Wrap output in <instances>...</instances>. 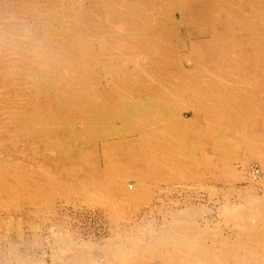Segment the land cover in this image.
<instances>
[{"label": "bare ground", "instance_id": "bare-ground-1", "mask_svg": "<svg viewBox=\"0 0 264 264\" xmlns=\"http://www.w3.org/2000/svg\"><path fill=\"white\" fill-rule=\"evenodd\" d=\"M24 44L31 51L23 52ZM0 51V139L9 154L31 163L0 166V198L46 203L69 192L74 183L59 181L64 165L55 152L94 144L101 139L95 131L111 119L115 141L103 144L102 171L92 148L71 157L72 178L85 168L83 178L100 197L90 208L111 224L127 217L130 227L133 219L105 193L148 204V190L161 184L237 181L233 164L243 154L264 167V0H0ZM16 74L25 89L18 100ZM38 126L52 139L30 135ZM45 140L54 154L29 146ZM166 210L159 227L134 224L54 264H189L182 244L218 230L199 228L192 204ZM223 215L234 226L233 241H224L237 250L235 264H264V196L227 202ZM153 232L160 236L145 237Z\"/></svg>", "mask_w": 264, "mask_h": 264}, {"label": "rangeland", "instance_id": "rangeland-1", "mask_svg": "<svg viewBox=\"0 0 264 264\" xmlns=\"http://www.w3.org/2000/svg\"><path fill=\"white\" fill-rule=\"evenodd\" d=\"M24 45H25L24 48H26V50H23V52L31 51V46L29 44H24ZM29 47H30V49H29ZM2 54H4V52L0 51V60H3V58H4L5 54L4 55H2ZM14 76L16 78L15 82H17V83H15L16 85H13L14 89L12 88L11 91L14 90V92H12V94L14 95L13 97L15 98L14 100H16V99L18 100L21 97L22 92L25 89H24V86L21 83V81L17 80L18 75L16 74ZM100 76L102 77V79H105L104 73L103 74L100 73ZM3 89L4 88H3L2 84L0 83V91L2 93H3ZM3 94H5V92ZM3 94H0V95L3 96ZM23 94H25V93L23 92ZM17 97H19V98H17ZM0 109H1V106H0ZM1 112H2V110H0V114H1ZM1 116L2 115H0V120L3 118V116L2 117ZM114 122H115V120L111 119L110 123L108 122L109 126H105V128H101L100 131H97V130H96L97 132L95 131L96 136L100 135V137H101V139H99L100 141L98 140L97 142L92 144L93 146L90 144H89V146L88 145L83 146L86 149L92 148V150L95 152V155L93 156V164L97 170L99 169V171L100 170L102 171L103 167H104V162L100 158V152L103 148V144H107V143H111V142L115 141L113 139V135H114L113 133H115V132L112 131V130H114V128H112V125H111ZM40 127L38 126L36 128V130H34V131L33 130L29 131L30 135H33V136L34 135L37 136V134L48 135V137L46 139H52L51 136L54 134H52L51 132L46 133L43 130V128L42 127L40 128ZM65 128L68 129V127H66V126H65ZM71 129H72V127L69 128V130H71ZM118 132H120V131H118ZM54 138H56V137H54ZM0 140L2 141V142H0V166L4 165V164H8L10 161L15 160V159L19 160V161H21V159H23L21 156H18V154H16L15 152L14 153L12 152L13 154H9L7 148H5V142H3L4 141L3 137H1ZM48 141H50V140H45V141H42L41 143H37V144L30 142L29 146H31L35 149H39L40 151H43V149L45 148L48 151L47 152V156H48L49 154L52 153L49 149V146L47 145ZM45 145H46V147H45ZM83 147L80 144L71 143V144H67L66 146H64L63 150H60V151L57 150L55 152L56 160L60 164L64 165L63 166L64 171L57 170V173L59 174L58 175L59 181L61 179L60 182L63 181V184L66 182H68V183L73 182L74 183L72 189L69 192H62L60 194V196L55 198V200L52 199V200H49L50 202L46 201V203H45V200H39V201L35 200V202L33 201L32 203H30V202L28 203L25 200H22V201L19 200V201L12 203V201H10L5 196H2L0 198V201H1L0 205H3L2 206L3 208L0 206V218H1L0 219V264H54L57 262V260L59 262L61 259H63V257L67 258V257H72L73 254L74 255H77V254L80 255V253L83 254L85 251V248L87 246H88L87 248H89L91 243L93 246H96L98 244H106V242L110 241L113 237H115L119 231H121V232L122 231L123 232L129 231V228L131 226H133L134 224H142L143 221H145V222H148V221L154 222L155 221V223L157 222L156 224L159 227L161 225V222H162V213L164 210H166V209L167 210L177 209V208L182 209V207L185 208V205H187V204H192L197 209H199L197 212V224L200 225L199 228L218 230L217 231L218 234L215 235V237H217V236L218 237L217 238L205 237L203 239L198 238V237H193L192 240H189L188 242L182 244L183 249H181L180 251H181V253H183V254H181V256L184 259H186L185 262H187L189 264H199L200 261H202V263H204V262L214 263L217 261L224 260L225 264H235L236 257H237V254H236L237 250L235 253L231 252L232 250L229 251L226 247L228 245V242H225L227 238H230L233 241L232 235H233L234 226L230 222L227 221V219L223 215V210H224V207L227 204V202L228 203L230 202L232 205L233 204L239 205L240 202L249 194L253 195V196H258V197L264 196V171L262 170L264 167L260 163L259 160L249 159L248 157H245L243 154V157H241V159H237L238 161H236L233 164L234 168L236 169V171L238 173V179H237V181L235 180L228 185L225 183H221V182L218 185H216V184H213L211 182H206V181L199 183L198 181L194 182V180H187V181L181 182L180 184L179 183L178 184L177 183L168 184V185L161 184L160 186L158 185L156 187H153L154 190H153V188L151 189V187H150V189L148 190V193L150 195L151 194L154 195V199H153L154 202L150 201L151 203L149 202L148 204H139V203L136 204V201L133 202V200L126 198V200H129V201H126L128 203L127 204L125 202V200H123L122 197L119 196L118 197L119 199L117 200L118 195L105 193V196L107 195L106 196L107 197L106 200L108 199L107 201H109L111 203L119 204V207H121L125 211V214H123V215H126L127 213L132 214L131 219H133V220L131 221L130 227L129 226L127 227L128 222L125 221V220H127V217H124L123 220H121L119 222L120 224L119 223L111 224L108 217L105 215V213L92 211V209L90 208L91 204H92V207L94 206V204H95V206H98L97 203H98V200L100 199V197L97 194H95V195L93 194V193H96L95 190L93 191V189H94L93 181L83 178V176H85L84 174L86 173L84 171L85 170L84 167H80L81 172H78L75 174V176L80 175V177L79 176L77 177L78 179L76 178L77 180L75 178H72V177H74L73 176L74 174H71V169H72V158L71 157H72V154L75 151H77L78 148L80 150ZM73 148H74V150H73ZM68 149H70V151ZM98 150H99V152H98ZM52 154H54V153H52ZM23 160H24V162H23L24 165L31 164V163H29V161L27 159H23ZM40 160L42 161V159H40ZM69 160H70V162H69ZM70 163H71V165H70ZM78 163L85 165V163H83L81 161ZM96 163H97V165H96ZM243 163H244V165H243ZM68 165H70V166H68ZM69 167H70V169H69ZM72 171H73V173H75L73 169H72ZM62 175H65V176H63L64 178L62 177ZM65 178L69 179V181L66 180ZM73 179H75L76 182ZM71 180H72V182H71ZM88 182L91 183L90 186H89ZM85 188H86V190H85ZM81 189H84V190H81ZM91 189H92V191H91ZM166 189H167V191H166ZM77 193H79V194H77ZM86 193H88L89 195H87ZM82 194H85L87 198L84 197V195H82ZM90 195H91V197H89ZM113 195L116 197H112ZM80 197H81V199H80ZM167 197L169 199H167ZM83 198L86 200H83ZM110 198L112 199L113 202L110 201L111 200ZM61 200H63V201H61ZM121 200H122V202L124 201L123 203L126 205H124L121 202ZM158 200H160V201H158ZM27 203H28V205H27ZM87 203H89L90 205H88ZM121 203H122V205H121ZM155 203H156V205H155ZM160 203H161V206H159ZM17 204H19V205H17ZM69 204H71V205H69ZM129 204H130V206H129ZM153 204H154V206H153ZM30 206H32V207H30ZM22 207L27 211V213H25L26 211ZM37 207H38V209H37ZM133 207H136V208H133ZM159 207H160V209H159ZM51 208L53 210H50ZM58 208H60V209H58ZM47 209H48V211H47ZM36 211L39 213H37ZM52 212H53V214L55 213L53 216H52ZM49 213H51V214H49ZM137 216H138V218H137ZM151 217H153V218H151ZM57 218H59L60 220ZM61 220H63L64 223L63 222L61 223ZM12 222H13V224H12ZM44 222H46L47 224ZM65 222H66V224H65ZM69 223H70V225H69ZM20 228L22 230H20ZM155 230H157V229H155ZM159 234L160 233H156V232L154 233L153 232L150 235H146L145 237H147V239L153 238V237L157 238L160 236ZM139 236L141 237L142 235H139ZM69 237H71V239L73 241ZM68 239H70V240H68ZM25 242H27V243H25ZM83 242H85V243H83ZM89 242H90V244L88 245ZM81 243H83V244H81ZM230 245H234V244L231 242ZM238 245H240V244H238ZM62 246H63V248H62ZM64 246H66V247H64ZM72 246H73V248H72ZM78 246H79V248H77ZM235 246H237V245L235 244ZM82 248L84 249V251ZM92 251H93V254H96L98 252L95 249ZM92 251H91V253H92ZM62 253H64V254H62ZM65 255H67V256H65ZM31 257H32V259H31ZM59 258H60V260H59Z\"/></svg>", "mask_w": 264, "mask_h": 264}]
</instances>
